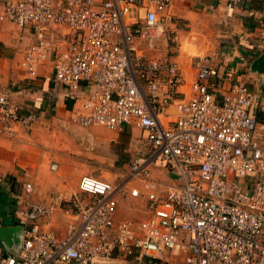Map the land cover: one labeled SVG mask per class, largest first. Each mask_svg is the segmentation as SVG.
I'll return each mask as SVG.
<instances>
[{
    "label": "built area",
    "instance_id": "built-area-1",
    "mask_svg": "<svg viewBox=\"0 0 264 264\" xmlns=\"http://www.w3.org/2000/svg\"><path fill=\"white\" fill-rule=\"evenodd\" d=\"M175 1L1 0L0 20L31 34L19 62L25 73L50 61L54 84L75 102L74 122L135 128L148 150L119 180L83 174L73 191L43 201L24 182L8 212L21 227L20 246L6 256L0 246V264H264L262 101L210 54L190 59L186 93L177 61L143 52L176 22ZM223 1L253 20L254 49L263 52L264 8ZM9 88L22 90L16 80ZM38 117L39 107L24 112L0 95L1 133L29 130ZM124 197L143 201L140 215L116 217ZM58 212L62 233L53 227Z\"/></svg>",
    "mask_w": 264,
    "mask_h": 264
},
{
    "label": "crops",
    "instance_id": "crops-1",
    "mask_svg": "<svg viewBox=\"0 0 264 264\" xmlns=\"http://www.w3.org/2000/svg\"><path fill=\"white\" fill-rule=\"evenodd\" d=\"M253 1L257 9L264 8L262 2ZM170 13L176 22L170 25L166 37L155 47L143 49V52L156 58L169 57L177 61L186 79L182 87L186 93H189V82L194 77L190 59L194 55L210 54L214 66L220 71L235 68L241 77L246 78L259 101H262L264 110V82H259L249 70L251 61L259 54L254 49L257 30L253 20L241 8L230 6L223 0H176ZM30 38L29 30H22L8 20H0V95L7 93L24 112L39 107V117L31 129L16 126L14 136L0 132V189L7 188L14 197V203L16 194L22 191L26 181L32 183L33 191L29 197L36 201L46 200L58 192L73 191L79 178L89 171L78 166L81 154L105 163V154L112 141L116 142L123 136L133 138L136 135L132 129L142 137L135 128L111 131L100 125L82 126L74 122L71 110L75 102L65 97L63 87L54 84L51 62L39 65L33 75H27L20 66L22 51L30 43ZM10 80L19 83L21 92L9 88ZM263 116L264 113H261ZM147 150L136 155H143ZM51 162L58 164L56 171L49 169ZM164 172L163 169H153L154 174L162 177ZM109 179L117 180V177ZM123 200L129 207L139 206L142 211L143 201L128 197L120 201ZM11 209L0 213L4 225H16L8 215ZM116 217L123 218L118 212ZM53 227L59 233L64 230L60 212L53 220Z\"/></svg>",
    "mask_w": 264,
    "mask_h": 264
},
{
    "label": "rangeland",
    "instance_id": "rangeland-1",
    "mask_svg": "<svg viewBox=\"0 0 264 264\" xmlns=\"http://www.w3.org/2000/svg\"><path fill=\"white\" fill-rule=\"evenodd\" d=\"M109 130L114 131V129ZM132 130L133 133H135L134 135H136L133 138L128 139L127 137L123 136L120 137V139H118L116 142L112 141L109 151L105 154V163H102V161H96V159L91 160V157H87V155L81 154L78 161L79 168L88 169V173L92 172L94 174H99L105 178L117 177L118 180L127 172L129 164L128 161L131 159V157L137 156L136 154L147 150L144 139L140 136V134H138L137 131H135L134 129ZM121 160H125V163H121ZM5 199L7 207L8 205H10V203L12 204L14 202V197L11 196L7 188L6 190L0 189V209L4 208ZM124 201L125 200L119 202V206L117 209V212L121 217H134L140 215L141 208L139 206L130 205L129 207L128 204H126V202ZM107 264L116 263L109 262Z\"/></svg>",
    "mask_w": 264,
    "mask_h": 264
},
{
    "label": "water",
    "instance_id": "water-1",
    "mask_svg": "<svg viewBox=\"0 0 264 264\" xmlns=\"http://www.w3.org/2000/svg\"><path fill=\"white\" fill-rule=\"evenodd\" d=\"M250 72L254 73L259 82H264V51L259 53L250 63ZM21 227L19 225H0V246L4 256L20 246Z\"/></svg>",
    "mask_w": 264,
    "mask_h": 264
},
{
    "label": "trees",
    "instance_id": "trees-1",
    "mask_svg": "<svg viewBox=\"0 0 264 264\" xmlns=\"http://www.w3.org/2000/svg\"><path fill=\"white\" fill-rule=\"evenodd\" d=\"M4 203H5L4 205H5L6 207L4 206V208L0 209V213H1V214H3V213H2L3 210H5V209H10V208L13 207V205H14V202H13L12 204L10 203V205H8V207H7L6 199H5V202H4ZM1 214H0V215H1Z\"/></svg>",
    "mask_w": 264,
    "mask_h": 264
}]
</instances>
